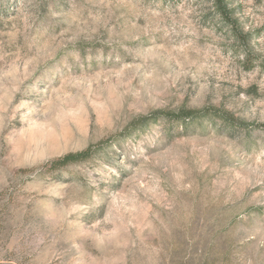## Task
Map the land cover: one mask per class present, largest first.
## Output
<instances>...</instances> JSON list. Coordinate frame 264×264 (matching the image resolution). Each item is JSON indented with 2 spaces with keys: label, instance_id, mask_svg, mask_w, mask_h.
I'll return each instance as SVG.
<instances>
[{
  "label": "rangeland",
  "instance_id": "rangeland-1",
  "mask_svg": "<svg viewBox=\"0 0 264 264\" xmlns=\"http://www.w3.org/2000/svg\"><path fill=\"white\" fill-rule=\"evenodd\" d=\"M228 2L246 46L212 0H0V264H264V0ZM182 108L243 128L125 134Z\"/></svg>",
  "mask_w": 264,
  "mask_h": 264
},
{
  "label": "trees",
  "instance_id": "trees-1",
  "mask_svg": "<svg viewBox=\"0 0 264 264\" xmlns=\"http://www.w3.org/2000/svg\"><path fill=\"white\" fill-rule=\"evenodd\" d=\"M215 14L221 19V23L227 28L232 37L237 43L242 45H248L251 42L253 35L250 33H244L239 20L235 17V11L231 9L228 0H212ZM245 61L247 64H252L250 54L245 50ZM250 68V67H248ZM159 121H163L166 125L165 133L172 134L174 126L180 127L184 133H188L197 126H204L207 123H221L224 128H243L240 123L235 121L229 115L218 109L206 108L202 110H191L182 108L176 112L168 111H155L148 116H143L135 120L128 127L127 136L132 135L134 132L141 133L148 125L155 124ZM106 141L100 142L96 145H90L85 150L76 153H69L63 157L48 162L47 166L52 171H57L70 165L80 164L94 159L96 156L102 153Z\"/></svg>",
  "mask_w": 264,
  "mask_h": 264
}]
</instances>
